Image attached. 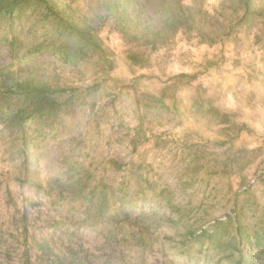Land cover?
<instances>
[{"label":"rangeland","instance_id":"obj_1","mask_svg":"<svg viewBox=\"0 0 264 264\" xmlns=\"http://www.w3.org/2000/svg\"><path fill=\"white\" fill-rule=\"evenodd\" d=\"M64 1L94 19L114 69L47 53L16 62L19 76L34 69L46 86L97 90L34 139L28 163L0 120V264H22L27 251L32 264H44L43 253L53 264H235L239 232L252 240L239 252L264 264L262 0V16L241 25L238 0H182L187 20L159 37L168 4L142 0L130 13L140 16L137 32L125 34L113 18L97 19L100 0ZM34 24L18 34V57L60 43L47 23L30 34ZM5 33L0 69L15 61ZM82 186L122 188L132 218L96 210L85 218L88 204L73 194Z\"/></svg>","mask_w":264,"mask_h":264},{"label":"trees","instance_id":"obj_2","mask_svg":"<svg viewBox=\"0 0 264 264\" xmlns=\"http://www.w3.org/2000/svg\"><path fill=\"white\" fill-rule=\"evenodd\" d=\"M100 1L99 8L105 7L106 13L98 15L97 19L105 22L108 18H113L118 29L123 30L122 32H125V34L129 31H135L137 23L140 22V16L137 14L136 17H131L130 13L132 11L137 12L138 8L143 4L142 0ZM143 1L145 3L155 1L159 6L168 4L167 9L171 12L167 18L161 17L160 21L164 22V24L155 34L156 37L168 35L167 27L176 29L181 24H184L182 20L185 22L189 16L185 14L187 8L182 4V0ZM238 1V8L241 9L242 13L235 25L245 24L249 21L256 22L262 16V13L257 12L255 9L256 0ZM262 2L264 3V0ZM76 8L64 0H0V29L3 27L4 31H6L5 39L10 44V52L15 59L13 65L0 69V102L5 103L4 106L0 103V120H2L5 128L11 134L14 133L20 138L21 153L25 163H28L27 157L34 139L41 134H47L46 131L52 132L62 120L63 115L66 114L69 105L78 100L84 101L89 95L95 93L97 89L93 87L79 89L46 86L42 81H39L38 72L34 71V69H28L25 71V75L19 76L21 72L14 68L16 62L30 64L34 58L47 53L66 65H76L93 57L103 63L106 72L114 69V61L100 38L99 27L94 24V19L80 13ZM166 13L167 10H165ZM262 17L264 19V16ZM32 19H35V24L29 31L30 34H37L39 31L37 26L47 23L48 29H45V32L47 33L50 30L51 37H55L53 40L60 43H55L56 45H53L54 43L48 44L44 41L35 43L31 49L24 52L21 57H18L16 55L20 51V46L17 47L18 34L24 31V25ZM128 20L130 21L129 23H127ZM127 26L128 28L125 29ZM229 34H231V31L226 33L227 36ZM130 59L134 64L144 63L140 53H132ZM83 186L80 190H74L73 194L87 202L88 205L83 211L85 218L90 217L95 210L98 215H101V218H103L105 212L109 214L117 213L125 220L132 218L131 212L125 209V205L131 199L128 198L122 188L114 191L109 186L107 191L97 193L96 188L87 191ZM112 197L115 198L114 202L111 201ZM24 233L28 237L26 228ZM238 234V239L235 238L234 240L235 252L239 254L235 264H252L250 256L239 252L240 246L247 245L252 240L249 235H244L243 232ZM40 245L41 243L38 242L37 246ZM260 245L264 248V243ZM24 256L26 259L22 264L33 263L28 251ZM43 256L44 260H42V263H54L46 254L43 253ZM78 264H85L84 259H80Z\"/></svg>","mask_w":264,"mask_h":264}]
</instances>
